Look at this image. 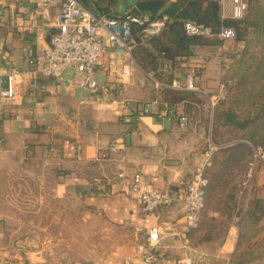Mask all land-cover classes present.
Here are the masks:
<instances>
[{"label":"crops","instance_id":"0c3cea01","mask_svg":"<svg viewBox=\"0 0 264 264\" xmlns=\"http://www.w3.org/2000/svg\"><path fill=\"white\" fill-rule=\"evenodd\" d=\"M60 1L46 7L41 0H0V73L11 67L30 69L31 62L43 55L55 30ZM98 1L103 3L100 7ZM140 1L116 0L110 10L123 13ZM184 1L194 0H160L156 8L145 12L158 16ZM209 1L219 7L225 3ZM92 6L94 9L86 8L101 14L106 3L93 0ZM137 34L142 39H135L130 57L109 53L96 73V79L110 88L109 93L82 89L78 86L82 75L71 71L63 80L32 74L17 77L15 98L7 105L0 102V192L16 179L52 183L59 195L74 192L80 205L107 226L128 234L129 239L88 264L138 262L139 246L147 243L149 230L156 226L161 227L155 249L158 264H180L185 244L206 255L198 264H217L214 259H229L236 253L241 216L231 222L217 255L199 251L198 237L208 236L206 219L216 222L222 213L206 204L199 228L188 230L180 186L181 180L198 170V162L202 169L210 165L203 146L211 142L209 110H214L215 102L207 89L171 86L173 80L184 84L188 72L199 85V80L207 77L209 62L194 50L200 46L196 45L190 48L191 55L175 58L171 74L164 72L159 58L157 66L145 70L139 56L142 59L141 49L151 45L149 38ZM124 70L130 75H123ZM114 100L120 102L119 109ZM193 110H200L199 117ZM182 118H186L184 125ZM112 144H117L118 150L107 159L99 158ZM138 172L155 187L174 193L173 206L143 214L129 188ZM6 217L0 215V264H65L35 248L32 239L12 229Z\"/></svg>","mask_w":264,"mask_h":264},{"label":"rangeland","instance_id":"374dc122","mask_svg":"<svg viewBox=\"0 0 264 264\" xmlns=\"http://www.w3.org/2000/svg\"><path fill=\"white\" fill-rule=\"evenodd\" d=\"M247 3L243 17L236 18L234 1L225 0L219 19L208 24L214 35L198 40L194 49L209 62L207 77L196 86L207 89L215 102L209 110L210 144L217 148L207 158L210 165L202 169L200 161L197 171L209 180L206 204L222 213L216 222L206 219L208 236L198 237L199 251L217 255L233 219L241 216L242 225L236 253L214 259L217 264H264V0ZM229 21L239 22L240 37L234 26L226 25ZM227 27L235 30L234 40L219 37ZM208 146H203L204 156ZM8 184L1 187L0 215L31 238L35 248L60 262L94 263L129 239L124 230L110 228L80 205L72 191L59 195L52 183L35 178Z\"/></svg>","mask_w":264,"mask_h":264},{"label":"built area","instance_id":"2783aa9c","mask_svg":"<svg viewBox=\"0 0 264 264\" xmlns=\"http://www.w3.org/2000/svg\"><path fill=\"white\" fill-rule=\"evenodd\" d=\"M58 1L60 0H41L46 7ZM233 1L236 18H242L248 6L247 0ZM134 9L135 7L123 13L113 11L110 14H95L78 0H61L55 30L50 36L49 45L43 55L31 62L30 69L19 70L11 67L5 73H0L1 105L10 104L15 98L16 79L24 74L63 80L66 72L71 71L75 75H82V80L78 84L82 89L109 93L110 88L96 79L97 71L104 66L105 56L112 53L117 57H130L135 47L134 31H138L145 38H151L163 32L172 22V18L167 13L153 16ZM183 30L192 37L206 38L214 35L212 27L192 20L183 21ZM219 37L224 41H231L236 38V32L232 28H223ZM161 63L164 72L168 74L173 72L171 60L161 57ZM123 75L129 76L130 71L124 70ZM4 77H6V86ZM185 77L184 84L173 80L171 86L176 89L196 91L198 88L194 75L188 72ZM113 104L117 109L121 107L120 102L116 100ZM185 122L186 118H182L183 125ZM216 149L213 143L209 144L205 156L210 157ZM117 150V144H112L99 154V158L107 159ZM180 186L184 193L187 229H198L206 208L209 180L201 171H197L191 177L181 180ZM129 188L139 201L145 215L168 209L176 201L174 193L155 187L140 172L133 176ZM160 240L161 227L151 228L147 243L139 246L138 262L125 260L116 264H158L155 249ZM183 248L186 254L180 260V264H198L206 258V255L201 252L194 253L186 244Z\"/></svg>","mask_w":264,"mask_h":264},{"label":"trees","instance_id":"16d2710c","mask_svg":"<svg viewBox=\"0 0 264 264\" xmlns=\"http://www.w3.org/2000/svg\"><path fill=\"white\" fill-rule=\"evenodd\" d=\"M79 1L86 7L94 9L92 6L93 0ZM115 1L116 0H104L106 3L104 13L110 14L113 12L110 8ZM159 2L160 1L142 0L138 2L134 10L138 9L142 12L153 10ZM101 4L103 3L100 1L97 2L99 7ZM166 13L170 15L172 22L159 35L147 39V42L151 46L141 49L140 54L143 60L139 56V62L145 70H148V68L151 70L155 64L157 66L159 62L158 58L161 61V57H166L171 60L174 67L176 57L191 55L190 48L200 45L201 43H198V40H201V38L188 36L183 30V21L193 20L205 25H208L211 21L216 22L219 19L218 14L220 13V7L215 1H184L178 7L168 9ZM226 25L234 26L239 33L238 37L241 36L238 28L239 22L236 24L235 21H229ZM134 32L135 39L141 40V36L137 34L138 31Z\"/></svg>","mask_w":264,"mask_h":264}]
</instances>
